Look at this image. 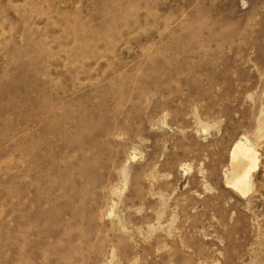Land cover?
<instances>
[{"label":"rangeland","instance_id":"rangeland-1","mask_svg":"<svg viewBox=\"0 0 264 264\" xmlns=\"http://www.w3.org/2000/svg\"><path fill=\"white\" fill-rule=\"evenodd\" d=\"M0 264H264V0H0Z\"/></svg>","mask_w":264,"mask_h":264},{"label":"bare ground","instance_id":"bare-ground-1","mask_svg":"<svg viewBox=\"0 0 264 264\" xmlns=\"http://www.w3.org/2000/svg\"><path fill=\"white\" fill-rule=\"evenodd\" d=\"M256 167L257 159L254 149L242 142H237L230 152L231 171L226 184L237 193L245 194L249 186L250 174L256 170Z\"/></svg>","mask_w":264,"mask_h":264}]
</instances>
